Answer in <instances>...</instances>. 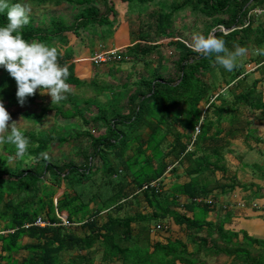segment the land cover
Returning a JSON list of instances; mask_svg holds the SVG:
<instances>
[{"label":"trees","instance_id":"1","mask_svg":"<svg viewBox=\"0 0 264 264\" xmlns=\"http://www.w3.org/2000/svg\"><path fill=\"white\" fill-rule=\"evenodd\" d=\"M159 1L10 0L33 8H78L70 24L54 17L52 31L35 25L32 18L23 28V37L29 42L41 41L63 49L59 63L69 67L67 82L71 88L92 87L98 95L109 90L96 80L84 81L76 75L77 44L72 39L89 48L97 42L105 44L121 28L125 17H137L135 40L120 49V60L111 62L142 63L146 75L133 84L126 83L123 95L115 90L113 99L105 104L87 102L97 109L92 117L84 115L69 93L65 100L51 104L47 109L63 122L85 126L73 138L55 130H22L31 141L23 158H16L14 145L2 144L0 264H94L95 247L101 251L103 264H209V258L220 256L228 257L229 264H264V240L244 234L239 242L238 233L209 222L217 198L206 201L214 190L228 194L240 187L225 164L226 147L231 141L245 137L250 147L254 140L258 144L263 141L254 118L264 119V92L259 88L264 83V20L255 28L262 16L254 11L264 14V0ZM187 10L206 16L212 21L211 28L223 27L226 32L217 29L215 35L225 40L229 50L237 45L259 50L253 60L258 78L248 84L245 70L226 71L215 62V53L202 56L181 40L161 42L173 37L179 17ZM6 23L5 12L0 14V26ZM86 36H91V41ZM169 49L171 56L165 53ZM217 74L222 84L217 83ZM16 92L15 79L0 68V98L11 115L10 121L38 123L47 109L36 114L24 108L44 104L39 91L23 105ZM226 93L233 100L226 99ZM74 141L89 144L88 149L79 150V161L55 164L44 157L53 147ZM32 161V167L23 168ZM183 164H188L186 174L191 182L166 190L163 177L168 169L173 166L170 172L174 174ZM249 168L264 180L263 167L253 164ZM218 172L222 178L214 187L200 185L194 178L204 174L215 177ZM153 183L157 186L143 189ZM63 186L65 192L55 202ZM254 186L258 187L256 193L253 191L254 198H264L262 188ZM244 188L252 190L253 186ZM182 195L192 201L186 207L191 215L177 212ZM141 197L153 213L120 216L127 202L138 203ZM62 213H67L68 226L63 225ZM38 220L47 225L37 226ZM173 224L185 232L190 243L168 239L163 244L151 238V226L170 233ZM136 225L142 228L138 235L134 233ZM74 227L83 229L84 236L77 235ZM215 233L217 238H213ZM25 239L34 243L28 244ZM189 244L195 245V250L191 251ZM21 252L29 255L20 262L17 256ZM66 254L71 255L68 263L62 261Z\"/></svg>","mask_w":264,"mask_h":264},{"label":"rangeland","instance_id":"2","mask_svg":"<svg viewBox=\"0 0 264 264\" xmlns=\"http://www.w3.org/2000/svg\"><path fill=\"white\" fill-rule=\"evenodd\" d=\"M175 0H160V3H168L173 2ZM29 7V6H28ZM31 8L30 17L33 19L35 25L46 28L48 31H52V24L51 21L54 19V17L64 20L67 23H71L73 17L78 12V8L71 7L68 5H63L61 7H54V6H46L42 8ZM153 8V7H152ZM256 15H260V21L255 24V28L257 25L264 20V14L260 10L254 11ZM126 20L122 23V30L121 33H125L126 35L129 33L131 39H128V43L125 46H121L120 44L117 45L115 43H112L109 39L105 44L103 42H97L94 47H84L82 44H79V40L72 39L73 42H76L77 47L76 56L79 58V68L76 70L75 73L77 76L81 78V80L84 81H97L99 86L106 87L109 90H106L105 93L102 95H98L97 92H95L94 88H71V91L68 92L69 94L74 96V101H76L79 109L84 112L85 116L92 117L96 114L97 109L94 107V105L87 103V102H101V103H107L110 100L113 99L112 95L114 91L116 90L119 94H124L127 89H125V84L130 83L133 84V82L137 81L142 75H146V71L144 69V64H137L133 61L127 62V63H114V62H108V63H100L101 65H97V63L94 61L95 56L99 51H104V48L108 49H122L127 46H130L133 44L135 40V34L138 30V21L137 17L133 16L129 19L125 17ZM211 20L208 19L206 16L187 10L184 12L178 19V22L176 23L175 33L173 34V37L167 40H163L161 42L168 43L171 40L177 41L181 40L188 45L192 46L193 43V37L195 34H208L213 28L211 25ZM207 28H210L209 31L206 33ZM216 29H221L224 32L225 29L223 27H214ZM88 41H91V36H86ZM114 38V36H113ZM112 38V39H113ZM78 41V42H77ZM125 44V43H124ZM57 46H59V43H57ZM170 49L166 50L165 53L168 56H171L172 53H170ZM259 50L256 48H252L248 50L247 55L244 57H238L237 58V64L238 66L236 69L241 68L242 70H245V73L248 75L247 83L251 84L254 80L258 78V75L254 73V70L256 69L255 65L253 64V60L258 56ZM166 55V56H167ZM170 60V59H168ZM155 64H153L154 66ZM236 70L234 69L233 72ZM217 83L222 84V78L219 74H217ZM260 89L264 91V83L263 85L259 86ZM112 89V91H111ZM67 93V94H68ZM40 94V93H39ZM41 99L43 100L44 104L40 106H35L31 108H24V110H29L31 113L40 114L43 112L44 109L52 108L51 104H55V102H52V98L49 94H40ZM226 99L233 100V96L226 93ZM67 106L65 109H68ZM46 110V112L43 114V117L39 119L38 123H31L23 119H16L9 121V124L16 122V127H18L20 130H33L35 133H39L41 131H50L55 130L60 134L61 136H66L67 138H73L76 136L78 132H83L85 130V126L81 122L77 123H69V122H63L62 119L52 110ZM203 110H206V108L203 107ZM255 124L258 127L257 130L260 132V134L264 135V119H260L259 117L254 118ZM9 134V133H5ZM245 139H241L240 141H236V143H239L233 146V150L235 153L232 155H228L227 158L229 160H232L234 162V165H239L238 161L240 159V163L245 161L246 154H249V147L247 146L248 143ZM70 142L68 144L63 145L62 147H53V150H50V152L47 153L46 157L53 163H64L68 161H79V150L84 148H89V144L87 142H84L83 144ZM240 143H243L245 146H240ZM260 144V145H259ZM257 143L258 147L253 152L254 157H251L249 159H246L247 161H250L249 163H246L250 166L251 164L258 160V162L264 163V139L261 143ZM3 153V146L2 143H0V154ZM227 154V152H226ZM225 154V155H226ZM251 155V154H249ZM248 155V156H249ZM240 157V158H237ZM256 157V160L254 159ZM236 158V159H235ZM98 161V160H97ZM227 160L225 159V164ZM33 161L28 162V164H24L23 168H30L32 167ZM264 168V167H263ZM65 192V186L61 187L56 196H55V202H57L58 198ZM123 214V213H121ZM67 214L62 213L60 214V218L63 220H66V222L63 221L64 226H68V222L66 219ZM124 216V215H123ZM43 222V221H42ZM45 223V222H43ZM78 228V227H75ZM208 263L210 264H229L230 259L226 256H221L219 258H211L208 259Z\"/></svg>","mask_w":264,"mask_h":264},{"label":"clouds","instance_id":"3","mask_svg":"<svg viewBox=\"0 0 264 264\" xmlns=\"http://www.w3.org/2000/svg\"><path fill=\"white\" fill-rule=\"evenodd\" d=\"M5 12L7 23L0 26V68L15 79L19 104L23 105L29 96H35L37 90L41 95L49 94L52 102L65 100L71 87L67 82L69 67L59 63L63 49L41 41L29 42L23 37V28L31 19L30 7L0 0V14ZM216 30L213 28L207 35L195 34L192 50L202 56L215 53V62L231 72L238 66L237 58L246 56L248 49L237 45L234 50H229L225 40L215 35ZM10 120L11 115L0 98V143L14 145L16 158H23L31 141L16 127V122L9 124Z\"/></svg>","mask_w":264,"mask_h":264},{"label":"crops","instance_id":"4","mask_svg":"<svg viewBox=\"0 0 264 264\" xmlns=\"http://www.w3.org/2000/svg\"><path fill=\"white\" fill-rule=\"evenodd\" d=\"M121 30H122V26L116 32L114 38L111 39L110 41L117 45L120 44L121 46H125L128 43V39H131V37L129 33L127 35L123 32L121 33ZM108 49H110V47H108ZM78 59L79 58H77L76 60V67H75L76 70L79 68V63H80ZM99 65L101 64H98V66ZM259 136L262 139H264V135L260 134V132H259ZM241 139L243 140L245 139V137L242 138L240 137L237 140H232L230 145L226 147V151H225V154L227 152V154L225 155V159L227 160L226 167L228 169V173L230 174V176L238 178L240 182V187H238L235 191L228 194H223L221 190H214V192L210 195V198L207 199L206 201L208 202L212 201V198H214L213 196H215L217 198L215 200L216 209L208 216L207 220L209 222H213L215 226H223V229L227 232L238 233L239 242L243 241L244 234H247L248 236L255 239L264 240V198H254L253 195V191L254 193L258 191V187L254 186V184L259 185L262 188V192L264 193V180L258 179L256 176H254L251 169L249 168V165L246 164V163L250 164V161H247L246 159H249L250 156L254 157L253 152L258 147V145H256V141L255 140L252 141L251 147L249 146V144L247 145L249 147L248 148L249 154L251 155L246 154L245 156L246 159L242 163L239 162L240 159L237 160L239 165L237 166L234 165V162L232 160H229V158H227L229 154L233 156V153H235V151L232 148L236 144L239 145V143H236V141H240ZM244 141L246 144V139ZM240 146H245V145L243 143H240ZM230 151L233 153H231ZM237 158L240 157L237 156ZM254 159L256 160V157ZM253 164H258L261 168L264 167V163L258 162V160L254 161L251 165ZM172 168L173 166L168 169L167 173L163 177V183L166 186L165 188L166 190L170 191V189L174 187L176 184L184 185L191 182L192 178L186 174L188 164H183L182 166H179L177 172L174 174L170 172ZM194 178H196L197 182L200 185L207 186V184H209L211 187H214L215 182L222 178V174L218 172L216 173L215 177H212V175L204 174V175H198L197 177L194 176ZM249 184L253 186L252 190L244 188ZM179 201H180V207L177 208V212L183 215L186 214L191 215V213H187V209H186V207L192 203L191 199H189L187 196L182 195L179 197ZM198 201L200 202L201 199H199ZM136 212L151 214L153 213V210L150 208L145 198L141 197L138 203L132 200L131 202H127L125 208L121 212L123 214L120 213V216L126 214L131 215ZM153 227L151 226L150 228L152 229L151 238L154 240L157 239L159 242H162L163 244H167L168 239L169 240L171 239L172 241L181 239L184 242L190 243V240L187 238L185 232L174 224L171 226L170 233H166V232L161 233V231L158 232L155 229L153 230ZM134 229H135L134 233L136 235L140 234L142 230V228L139 225L134 226ZM73 231H75L76 234L79 236H84L85 234V232L81 228L74 227ZM215 232H217V230H215ZM155 235H157L156 236L157 238L155 237ZM213 238H217V233H215ZM154 240L152 242V245L155 243ZM24 242L28 244L34 243L31 239H25ZM189 248L191 251H193L195 250L196 247L193 244H189ZM94 251H95L94 264H103L100 249L97 251V247H95ZM151 251H153V248L151 249ZM76 254L77 253H75V255ZM28 255L29 254L27 252H21L17 256V258L21 262L23 261L24 258H27ZM70 258L71 255L66 254L62 258V261L64 263H68L70 262Z\"/></svg>","mask_w":264,"mask_h":264},{"label":"built area","instance_id":"5","mask_svg":"<svg viewBox=\"0 0 264 264\" xmlns=\"http://www.w3.org/2000/svg\"><path fill=\"white\" fill-rule=\"evenodd\" d=\"M103 48V47H102ZM105 49L104 51H99L96 56H95V62L97 64L100 63H108L111 61H118L120 60V58L118 57V53L120 51V49ZM200 133V127L196 128V135H198ZM157 186V183H153L150 186L146 185L143 187V189H148L149 187H155ZM64 222H66V220H63ZM37 226H41V227H45L47 224L43 223L42 220H38V222L36 223ZM161 227L159 226L157 229H160Z\"/></svg>","mask_w":264,"mask_h":264}]
</instances>
